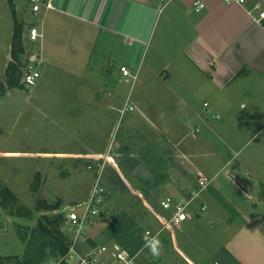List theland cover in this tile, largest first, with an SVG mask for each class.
<instances>
[{
  "label": "crops",
  "instance_id": "crops-1",
  "mask_svg": "<svg viewBox=\"0 0 264 264\" xmlns=\"http://www.w3.org/2000/svg\"><path fill=\"white\" fill-rule=\"evenodd\" d=\"M42 2L36 14L38 19L30 23V28L36 27L38 38L47 44L52 43L54 48L84 47L86 55L91 58L98 44L112 47L115 44L117 47L120 44L128 45L129 51L123 52L124 61L139 63V76L146 50L154 43L157 57L170 54L169 57L181 68L187 69L180 72L164 67L158 71L152 65L148 66L149 77L152 80L155 78L154 82L163 89L162 94L173 96L169 104L170 114L164 118L163 114L158 113L154 117L157 118L155 121L142 106L140 116H129L132 119L128 118L126 126L134 127L140 144L172 145L168 157L177 162L181 173L177 177L180 184L169 180L178 172L177 168H172L160 172L163 179L158 177L156 180L157 187L158 183L161 184L158 187L162 188L160 190L167 188L169 193L178 197L198 188L196 179L198 181L200 175L211 177L210 180L214 182L210 184V181L201 194L200 202L207 205L205 213L178 225L188 224V233L174 232L169 237L165 236L164 248L172 246L173 253L176 251L182 256L192 254L194 258L198 256L194 260L199 264H218L217 255L222 248L228 250L241 264H264V17H260L264 11V0H246L245 5L229 4L226 0H170L166 4L161 0ZM196 2L203 3L204 7L196 10ZM45 3H50L52 7H46ZM0 4L6 9L5 16L3 11L0 12L2 18H7L9 8L12 9L11 27L5 26L0 32V47L7 51L4 58L9 62L15 24L13 8L16 19L23 24V34L29 38L30 34L25 32L24 16L19 13V9L21 5L27 8L32 5L31 11L34 13L33 4L29 0H0ZM255 4H260L261 8L250 13L249 10ZM1 21L2 26L5 19ZM151 37L155 39L150 42ZM106 54L108 57L113 55L112 51ZM34 57L39 59L41 55L36 53L31 56L32 59ZM7 62L0 65V74L5 73ZM123 66H127L126 63L121 64L120 71ZM115 91L117 89L110 88L107 92L112 96L109 99V110L112 111L116 107V96H119ZM206 95L212 96V99H206ZM228 108L239 109L246 114L244 118L228 114L226 116L231 120L222 121V114ZM210 112H215V118L220 121H215ZM159 118L167 122L165 128H159ZM196 118H202V122H195ZM188 119L195 122L190 128L187 127L190 123ZM144 122L148 127L144 126ZM204 123L216 127L223 123L234 128L233 137L229 140V152L217 147L214 127L208 129ZM180 126L186 129L179 131L177 127ZM186 137L192 138V141L184 142ZM257 138L260 144L245 152L243 143ZM231 142H241L242 145H232ZM147 151H143L142 157L147 156L151 160L153 156H148ZM93 154L90 155L93 157ZM153 176L158 175L155 172ZM188 177L195 186H191ZM154 190L156 188L151 184L143 187V196L146 198L149 195L150 198ZM148 201L144 199L143 203L148 205ZM150 212L154 210L151 209L147 214H152ZM155 214L154 220L158 223L160 212L156 211ZM205 220L218 230L213 234L215 240L212 243L208 241L209 244L205 242L199 245L192 236L195 230L203 228ZM4 222L7 223V219ZM153 229L149 230L156 232L160 229L156 237L158 239L166 228ZM93 240L95 243L101 242L97 238ZM91 245L87 244L83 251ZM146 253L148 258H143L141 264H157L160 261V256L151 255L148 248Z\"/></svg>",
  "mask_w": 264,
  "mask_h": 264
},
{
  "label": "rangeland",
  "instance_id": "rangeland-1",
  "mask_svg": "<svg viewBox=\"0 0 264 264\" xmlns=\"http://www.w3.org/2000/svg\"><path fill=\"white\" fill-rule=\"evenodd\" d=\"M31 9L32 5L29 8L21 5L19 9V13L24 16L27 34H30V23L38 19ZM5 10V7L0 4V12L3 11L4 16ZM11 10L9 8L7 18L0 17V30L5 26L11 27ZM3 19L5 21L1 26ZM22 36L25 46L22 58L30 63L28 60L30 55L35 56L36 53L41 55L39 59L31 57L30 59L37 60L34 62V67H37L42 75L31 87L23 84L19 87H7L6 94H0V181L16 192L21 200L34 210L35 216L33 222H29L23 217L8 214L0 206V258L23 253L24 242L20 238V227L33 225L43 213L62 212L66 207L84 201L94 181L96 165L99 161L105 162V181L111 189L107 213L99 216L88 233L80 238L79 243H82L81 249L78 247V250L82 251L87 248V244H93L94 238L104 243L114 242L113 240L103 241L101 235L108 222L121 211H126L136 218L143 234L147 229L159 227L165 229V221L170 211L164 209L161 202L173 199L174 194L169 193L167 188L160 190L162 188L158 187L161 184L158 183L157 187L156 180L158 177L161 178L160 172L178 167L176 160L168 157L172 145L148 142L140 144L134 127L126 126L128 118L132 119L129 116L137 118L140 116L142 106L155 121L157 118L154 119V117L158 113L163 114L164 118H168L170 114L169 104L173 96L162 94L163 89L154 82L155 78L152 80L149 77L148 66L152 65L158 71H162L164 67L180 72L187 69L181 68L176 61L172 60V57H169L170 54L166 57H157L154 43L149 45L148 51L146 50L147 54L138 76L139 63L124 61L123 52L129 51L128 45L120 44L117 47L115 44V47H112L98 44L93 50V56L89 58L84 47L54 48L52 43L47 44L43 39L31 41L25 33ZM115 49L119 52L114 53ZM5 51L3 47H0V65L2 66L7 62L4 58L7 54ZM111 51L113 55L108 57L106 53L111 54ZM122 63H126L131 75H123L120 71ZM142 69L143 75H141ZM135 75H137L136 78ZM0 80L5 82L6 73L0 74ZM110 88L117 89L115 92L119 93V96H116V107L113 111L109 110V99L112 96L107 92ZM208 97L212 99V96L206 95V99ZM129 106L133 109L130 110ZM223 106L225 107L224 103ZM125 107L128 109L122 113ZM210 113L214 115L215 121H220L215 118V112ZM223 113L222 121L231 120L230 117L227 118L228 114L231 117L236 115L238 118H244L246 114L242 110L230 108ZM194 121L202 122V118H196ZM187 122L190 120L188 119ZM195 122L188 123L187 127L190 128ZM166 123L159 118V128H165ZM204 125L208 129L210 126L214 127L213 134L218 140L217 147L229 152V140L233 137L231 135L234 128L223 123L218 124L217 127L211 123H204ZM144 126L148 127L145 122ZM177 128L182 132L186 129L183 126ZM244 134L248 133L244 132ZM191 139L186 137L184 142L192 141ZM258 140L259 138L247 144L243 143V150L247 152L255 147L259 143ZM231 143L242 145L241 142ZM146 149L149 150L146 154L153 156L151 160L147 159L149 158L147 156L142 157ZM108 153V160L102 158ZM90 154L95 156L92 157ZM89 165L93 168L89 169ZM240 168L243 167L240 166ZM176 170L178 171V168ZM179 171L175 172V177L169 178L176 185L180 184L177 180V177L181 175ZM155 172L158 175L156 177L153 176ZM207 178L211 179V177ZM187 180L190 183L191 178L188 177ZM210 181V184L214 183L213 180ZM196 182L198 184L197 179ZM150 184L156 190L152 191L150 198L149 195L145 198L142 193L143 187H148ZM191 184L195 186L192 180ZM133 189L138 191L132 193ZM44 199L47 202L60 200L61 209L46 211L42 202ZM144 199L149 200L148 202L152 205H145ZM243 201L246 200L243 199ZM40 206L42 208L37 209ZM151 209L154 212L147 214ZM156 211L160 212L158 223L154 220ZM6 219L7 223L4 222ZM207 223L205 220L203 228L195 230L192 236L199 245L205 242L209 244L215 240L213 234L218 228L211 227ZM187 225L180 227L169 225L163 230L161 236L155 239L162 245L160 261L157 264H199L194 260L199 258L198 256L194 258L192 254L182 256L179 252L173 253L172 246L164 248L165 236L169 237L174 232L188 233ZM5 228L8 229L5 230ZM62 231L71 239L72 233L69 232L66 223L62 225ZM67 257H71L68 252L61 254L57 259H48L44 264L61 262ZM69 263L77 264V260L70 258Z\"/></svg>",
  "mask_w": 264,
  "mask_h": 264
},
{
  "label": "trees",
  "instance_id": "trees-1",
  "mask_svg": "<svg viewBox=\"0 0 264 264\" xmlns=\"http://www.w3.org/2000/svg\"><path fill=\"white\" fill-rule=\"evenodd\" d=\"M15 19L14 33L11 45V61L6 68L5 82L0 80V94L8 88L21 86V79L27 60H24L25 46L23 44V24ZM31 55L29 56V62ZM195 189V188H194ZM111 191V189H110ZM46 211L61 209L62 202L42 201ZM0 206L12 216L23 217L29 222L34 220V210L25 204L20 196L7 184L0 181ZM42 208L41 206L37 209ZM66 222L64 212L55 214L43 213L33 225L19 228L24 250L20 255H7L0 258V264H42L51 258H58L69 251L71 239L62 231ZM30 224V223H29ZM101 238L103 241L113 240L126 248L131 253L142 249L148 238L141 232L136 218L126 211L117 213L104 228ZM95 243V242H94ZM217 260L219 264H241L228 250L222 248ZM59 264H70L62 260Z\"/></svg>",
  "mask_w": 264,
  "mask_h": 264
},
{
  "label": "built area",
  "instance_id": "built-area-1",
  "mask_svg": "<svg viewBox=\"0 0 264 264\" xmlns=\"http://www.w3.org/2000/svg\"><path fill=\"white\" fill-rule=\"evenodd\" d=\"M33 4V12L37 14L42 7V0H29ZM165 4L170 0H161ZM227 3H237L245 5L246 0H226ZM46 7H52L50 3H45ZM204 7L203 3L196 2V10H200ZM260 4H255L252 9L249 10L251 13L253 10L260 9ZM260 17H264V11L260 13ZM39 37V33L36 27L30 28V40L36 41ZM35 58V57H34ZM30 63L24 67L21 84L26 87H31L37 83L41 77V72L34 67V62L37 60L30 59ZM122 73L125 76L131 75L129 69L126 66L121 68ZM136 77V76H135ZM128 108L122 109V113ZM132 110L133 107L129 106ZM195 131H193L194 133ZM102 158L108 160L109 154L103 155ZM89 169L93 166L89 165ZM105 162H98L96 165V174L92 186L88 192V195L84 201L77 202L71 207H66L62 212L66 216V225L70 233H72L71 244L68 254L71 257H67L66 261L77 260V264H141L143 258H148L146 253V243L142 249L135 253H131L126 248L121 246L117 242H97L93 243L85 251H79L81 244L79 240L82 236L87 234V229L94 223V221L101 215L107 213V204L110 197L111 191L105 181ZM199 187L191 190L189 193L174 197L173 199L163 200L161 202L162 207L170 211V215L165 221L166 228L169 225L178 226L184 221L195 217L197 215L204 214L207 210V205L200 202L201 194L209 185L210 180L200 175L198 178ZM160 233V229L156 232L147 229L145 235L148 238L147 242L154 240ZM153 261L152 259H148ZM61 261V260H60Z\"/></svg>",
  "mask_w": 264,
  "mask_h": 264
},
{
  "label": "clouds",
  "instance_id": "clouds-1",
  "mask_svg": "<svg viewBox=\"0 0 264 264\" xmlns=\"http://www.w3.org/2000/svg\"><path fill=\"white\" fill-rule=\"evenodd\" d=\"M146 247H148L150 254L153 256H159L161 254L162 245L158 240L146 242Z\"/></svg>",
  "mask_w": 264,
  "mask_h": 264
}]
</instances>
